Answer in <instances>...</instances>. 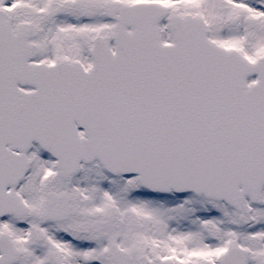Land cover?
<instances>
[{"label": "snow or ice", "instance_id": "snow-or-ice-1", "mask_svg": "<svg viewBox=\"0 0 264 264\" xmlns=\"http://www.w3.org/2000/svg\"><path fill=\"white\" fill-rule=\"evenodd\" d=\"M0 264H264V0H0Z\"/></svg>", "mask_w": 264, "mask_h": 264}]
</instances>
